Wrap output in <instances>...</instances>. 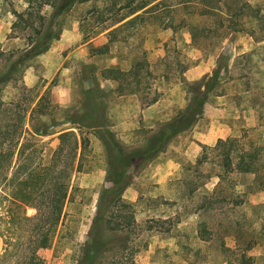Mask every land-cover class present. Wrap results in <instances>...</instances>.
Wrapping results in <instances>:
<instances>
[{
	"label": "rangeland",
	"instance_id": "1",
	"mask_svg": "<svg viewBox=\"0 0 264 264\" xmlns=\"http://www.w3.org/2000/svg\"><path fill=\"white\" fill-rule=\"evenodd\" d=\"M143 1L49 0L41 26L37 1L0 0V76L16 63L0 98L40 103L33 122L46 133L34 139L46 158L60 131L89 140L62 225L38 253L45 264H264V150L255 173L223 171L214 150L227 137L236 152L264 145V0H163L143 12L154 0L102 29ZM113 65L140 68L138 84L118 90L101 73ZM113 185L116 229L95 218ZM93 235L101 246L87 263Z\"/></svg>",
	"mask_w": 264,
	"mask_h": 264
},
{
	"label": "trees",
	"instance_id": "2",
	"mask_svg": "<svg viewBox=\"0 0 264 264\" xmlns=\"http://www.w3.org/2000/svg\"><path fill=\"white\" fill-rule=\"evenodd\" d=\"M26 1L29 7L33 0ZM34 1H37L38 4L34 11L42 26L40 8L44 4H48L49 0ZM152 1L154 0L143 1L135 8L127 11L124 16L111 20L102 29L134 14ZM162 1L158 0L152 3L144 8L143 12ZM193 1L180 0L179 3L190 5ZM214 2L215 5L217 2H221V5L226 9L241 7L246 4L245 0H215ZM27 13L29 14V12ZM140 15V13L134 14L125 20V23L132 22ZM18 18L22 17L19 16ZM116 29L117 27L108 30L107 35L114 34ZM191 34L194 38L195 35L192 32ZM108 41L100 46L91 47L90 50L94 54H103L108 51ZM14 64L16 63L11 62L9 69L0 76L1 82L6 81L15 72ZM101 73L116 80L118 90L123 89L121 80L131 83V79L134 77L132 81L135 80L134 83L138 84L141 74L140 68H135L134 65L126 70L113 65L104 68ZM216 74L217 71H213L212 76L215 80ZM128 78L131 79L128 80ZM189 111L190 107L185 113L186 122L193 117L190 114L187 115ZM35 114L38 117L46 114L38 101L32 105L31 100H29L27 104L20 106L13 98L7 101L0 98V209L8 217V220L2 221L3 226L0 228V238H2L0 264H45L38 253V249L42 240L46 236L56 233L62 225L65 214L64 207L72 197L71 175L80 169L85 152L88 150L89 140L80 130L78 132L65 130L57 134L58 144L46 158L43 155V150L38 148L34 139L35 136L46 133V126L42 123L36 126L33 122ZM25 119L28 120L30 127L28 131L24 128ZM237 147L233 137L225 138L214 147V150H217L220 155V168L226 172L232 170L242 173L257 172L259 169L258 155L260 151L264 150V145L257 146L253 150L240 147L236 152ZM112 187L111 189L106 188L101 193L100 203L107 194L110 200L105 203L102 202V205H97L95 218L102 219L108 228L116 229L118 226L120 227V224L111 226V214H107L109 209L106 208L107 206L110 207V201L113 199L111 190L115 186ZM5 201L9 202L12 207L8 208L7 206L5 208L3 205ZM27 205L35 208L34 214L27 215L25 213V206ZM124 220L128 225L129 222ZM100 246V239L97 236L89 237L84 247L83 260L89 263L92 253L96 252Z\"/></svg>",
	"mask_w": 264,
	"mask_h": 264
},
{
	"label": "crops",
	"instance_id": "3",
	"mask_svg": "<svg viewBox=\"0 0 264 264\" xmlns=\"http://www.w3.org/2000/svg\"><path fill=\"white\" fill-rule=\"evenodd\" d=\"M35 211V210H34Z\"/></svg>",
	"mask_w": 264,
	"mask_h": 264
}]
</instances>
